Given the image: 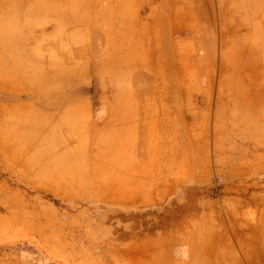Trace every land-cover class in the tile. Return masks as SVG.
Here are the masks:
<instances>
[{"label": "rangeland", "instance_id": "rangeland-1", "mask_svg": "<svg viewBox=\"0 0 264 264\" xmlns=\"http://www.w3.org/2000/svg\"><path fill=\"white\" fill-rule=\"evenodd\" d=\"M36 7L37 0H0V264H264V169L255 179L203 188L199 210L187 204L189 197L118 210L116 204L139 201L138 190L133 183L127 191L111 188L118 174L107 161L110 139H94L88 128L78 132L77 112L64 108L90 112L108 106L111 90H127L125 74L112 83L108 67L74 65L73 53L102 50L108 37L30 34L41 25ZM46 55L55 60L51 66L39 61ZM62 58L69 65L60 66ZM74 93H84L85 104L70 99ZM21 97L33 100L11 103ZM134 104L158 106L153 100ZM162 107L172 109L175 101ZM207 118L195 131L192 151L199 167L212 162L220 171L223 162L240 155L264 157V147L248 152L230 145L245 133L223 131L222 123L213 129ZM247 135L264 138V131ZM136 144L138 155L142 148ZM95 149L106 163L92 162ZM146 151L170 154L162 146ZM180 166L184 174L189 165ZM203 210L209 217H202Z\"/></svg>", "mask_w": 264, "mask_h": 264}, {"label": "crops", "instance_id": "crops-1", "mask_svg": "<svg viewBox=\"0 0 264 264\" xmlns=\"http://www.w3.org/2000/svg\"><path fill=\"white\" fill-rule=\"evenodd\" d=\"M37 4L33 9L42 16L41 25L30 34L108 37L102 50L73 53L74 65L108 67L112 83L115 75L125 74L127 90H111L108 106L90 112L64 108L77 112L78 132L88 128L94 139H110L107 161L111 173L118 174L111 188L127 191L133 183L138 190L139 201L116 204L118 210L156 207L172 197H189L187 204L199 210L203 188L255 179L262 173V156L255 160L240 155L217 171L212 162L199 167L192 150L197 146L198 123L204 119L208 123L209 115L213 129L219 130L222 123L223 131L245 133L230 145L247 147L248 152L264 147L262 136L247 135L264 131V0H37ZM49 57L53 58L46 55L39 61L51 66L48 62L55 60ZM60 62L69 65L65 58ZM71 98L82 105L86 95L74 93ZM26 100L33 99L13 98L11 103ZM136 100L157 101L158 106L137 107ZM167 101H175V107L163 108ZM51 115L57 119L59 114ZM135 142L141 155H135ZM161 146L170 154H146L147 147ZM183 148H188L187 154ZM94 152L93 163L107 162L100 153L96 157L99 150ZM182 164L189 165L184 174ZM207 211L202 217H209Z\"/></svg>", "mask_w": 264, "mask_h": 264}]
</instances>
